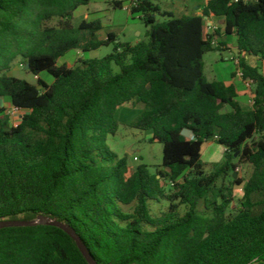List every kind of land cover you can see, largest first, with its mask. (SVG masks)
Masks as SVG:
<instances>
[{
  "label": "trees",
  "instance_id": "1",
  "mask_svg": "<svg viewBox=\"0 0 264 264\" xmlns=\"http://www.w3.org/2000/svg\"><path fill=\"white\" fill-rule=\"evenodd\" d=\"M89 2L0 0V98L23 112L14 126L0 119V222L42 216L67 225L95 264H264V76L248 63L264 62V0H210L201 15L179 18L135 0L130 12L147 29L135 44L112 33L98 40V20L74 27ZM206 18L221 23L207 32ZM231 36L242 79L253 84L249 110L233 84L204 73V55L226 51ZM109 43L104 58L58 65L70 51ZM16 60L35 85L6 75ZM123 105L143 106L129 126L162 145V170L129 171L126 156L109 149ZM208 142L226 156L207 173ZM242 164L252 172L237 208L231 186L242 182L232 173ZM153 204L166 209L153 214ZM0 264L87 262L62 230L41 225L0 229Z\"/></svg>",
  "mask_w": 264,
  "mask_h": 264
},
{
  "label": "rangeland",
  "instance_id": "2",
  "mask_svg": "<svg viewBox=\"0 0 264 264\" xmlns=\"http://www.w3.org/2000/svg\"><path fill=\"white\" fill-rule=\"evenodd\" d=\"M121 1V7H116L115 2ZM135 0H90L87 6L78 8L74 15L72 24L77 27L82 21L92 22L98 20L101 23V29L96 33L98 40H105L107 35L112 33L116 36V42L133 43L135 41H146V28L144 24L138 20L137 15H132L126 7ZM162 12H169L174 18L181 16H189L198 12L200 15L205 6L206 0H153ZM166 18L156 16L157 22H162ZM212 26L219 27L220 21L207 18L205 26L208 22ZM206 31L209 29L206 28ZM139 34V35H137ZM225 39V40H224ZM226 43V51L209 52L204 55V73L209 81H222L232 82L235 84L238 97L237 100L242 108L249 110L252 107V94L251 88L241 78L238 60L236 56V38L235 36L224 38ZM88 40L87 34L83 33L82 42ZM222 40V39H221ZM113 50V44L109 43L106 46L83 52L81 49L73 50L67 53L64 57L60 58L58 65H63L68 68L74 67L80 60L84 59H101L110 54ZM248 63L251 66L257 67L259 73L264 76V62H260L255 58H249ZM6 75L14 78L24 80L30 84L35 85L37 79L35 76L27 71L21 60H16ZM39 78L47 83H52V78L47 74H40ZM142 105H123L116 112L115 117L119 122V129L114 136L109 137L107 145L111 152L117 155L119 159L126 156L129 171H132L138 165H145L149 171L154 174L162 170V145L156 141H151L149 133L139 131L131 128L129 124L135 117L142 111ZM0 119L8 118V124L14 126L19 123L22 111L13 108L7 98H0ZM230 111V108H224L223 112ZM186 136L188 133L184 132ZM225 150L222 146L212 142L204 143L201 149V160L205 165V171L208 173L219 166L225 161ZM137 158V161L134 160ZM237 157V156H236ZM235 157V158H236ZM233 163H237L235 159ZM252 172L251 166L247 164L239 165L235 170L233 180L238 179L242 183L240 185L231 186V195L233 204L237 208L241 207L243 203V186L248 180ZM232 183L230 178H227L225 185ZM230 186V185H229ZM164 204H153L152 212L157 214L165 210ZM258 207L255 209L258 211Z\"/></svg>",
  "mask_w": 264,
  "mask_h": 264
},
{
  "label": "water",
  "instance_id": "3",
  "mask_svg": "<svg viewBox=\"0 0 264 264\" xmlns=\"http://www.w3.org/2000/svg\"><path fill=\"white\" fill-rule=\"evenodd\" d=\"M233 177L235 178V175ZM41 225L52 226V227L62 230L67 236L71 238V240H73L78 251L80 252L82 257L85 259L87 264H95V262L91 259L87 249L81 243V241L79 240L75 232L69 226L59 223V222H55L49 218L39 216L35 220H31V221H23V220L2 221L0 222V229L11 228V227H34V226H41Z\"/></svg>",
  "mask_w": 264,
  "mask_h": 264
},
{
  "label": "built area",
  "instance_id": "4",
  "mask_svg": "<svg viewBox=\"0 0 264 264\" xmlns=\"http://www.w3.org/2000/svg\"><path fill=\"white\" fill-rule=\"evenodd\" d=\"M235 1H236V0H235ZM134 5H135V3L132 2V4L130 5V8H129V7H128V8L126 7V10L131 9V7L134 6ZM206 19H207V18H206ZM206 19H205V20H206ZM207 22H208V21H207ZM206 28L209 29V31H207V32H211V31L214 30L216 27L212 26V23L208 22ZM240 75H241V78H242V73H241V72H240ZM244 81H245L246 84L251 88V94H252V87H253L252 82L249 81V80H244ZM20 111H21V110H20ZM134 160L137 161V158L134 157Z\"/></svg>",
  "mask_w": 264,
  "mask_h": 264
},
{
  "label": "crops",
  "instance_id": "5",
  "mask_svg": "<svg viewBox=\"0 0 264 264\" xmlns=\"http://www.w3.org/2000/svg\"><path fill=\"white\" fill-rule=\"evenodd\" d=\"M208 1H210V0H206V2H205V5L207 4V2ZM118 2H121V1H118ZM199 12V11H198ZM198 12H196L195 14L196 15H200ZM137 35H139V34H137ZM139 41H135V42H133V43H131V44H135V43H138ZM226 84H233L234 86H235V84L234 83H232V82H225ZM235 88H236V86H235ZM236 91H237V88H236ZM237 97H238V91H237Z\"/></svg>",
  "mask_w": 264,
  "mask_h": 264
}]
</instances>
